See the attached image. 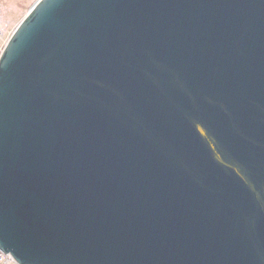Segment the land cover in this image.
Wrapping results in <instances>:
<instances>
[{"label":"water","instance_id":"obj_1","mask_svg":"<svg viewBox=\"0 0 264 264\" xmlns=\"http://www.w3.org/2000/svg\"><path fill=\"white\" fill-rule=\"evenodd\" d=\"M0 251L264 264V0H37L0 53Z\"/></svg>","mask_w":264,"mask_h":264},{"label":"rangeland","instance_id":"obj_2","mask_svg":"<svg viewBox=\"0 0 264 264\" xmlns=\"http://www.w3.org/2000/svg\"><path fill=\"white\" fill-rule=\"evenodd\" d=\"M37 0H0V53L9 36ZM0 264H17L0 258Z\"/></svg>","mask_w":264,"mask_h":264},{"label":"built area","instance_id":"obj_3","mask_svg":"<svg viewBox=\"0 0 264 264\" xmlns=\"http://www.w3.org/2000/svg\"><path fill=\"white\" fill-rule=\"evenodd\" d=\"M0 258L6 260V259H11L14 260L13 257L10 254H4L3 252L0 251ZM15 261V260H14ZM16 262V261H15ZM17 263V262H16ZM18 264V263H17Z\"/></svg>","mask_w":264,"mask_h":264}]
</instances>
